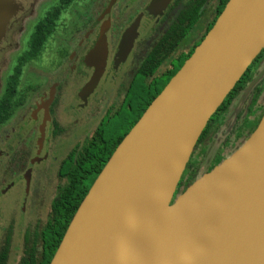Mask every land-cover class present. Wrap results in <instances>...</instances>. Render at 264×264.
<instances>
[{
    "label": "water",
    "instance_id": "obj_1",
    "mask_svg": "<svg viewBox=\"0 0 264 264\" xmlns=\"http://www.w3.org/2000/svg\"><path fill=\"white\" fill-rule=\"evenodd\" d=\"M17 7L0 0V40ZM136 33L133 25L125 34L124 57ZM100 47L87 58L95 70L82 94L105 70ZM263 49L264 0H228L117 145L49 264H264V112L240 146L176 195L210 119ZM40 134L39 149L44 125Z\"/></svg>",
    "mask_w": 264,
    "mask_h": 264
},
{
    "label": "flooded vegetation",
    "instance_id": "obj_2",
    "mask_svg": "<svg viewBox=\"0 0 264 264\" xmlns=\"http://www.w3.org/2000/svg\"><path fill=\"white\" fill-rule=\"evenodd\" d=\"M14 1L18 5L17 11L9 21L5 36L0 40V52H5L6 55L13 54V57L19 56L18 61L15 58L11 60L12 65L15 66V72L19 68V76L23 67L32 71L31 74L34 76L28 77L30 83L28 85L26 83L27 93H22L23 96L20 99H17V93L14 100L15 109L6 120H10L15 115L18 120V116L21 115L17 130L13 128L11 132L20 138L19 142L17 146L10 147L5 152L7 156L2 167L8 174L3 179L4 184H0V199L4 198L2 207L7 211L18 203V213L23 215L27 209L32 210L36 206L33 175L36 172L38 174L37 166L41 163L43 165L47 159L46 151H44L46 144L49 148L55 149L52 141L56 136L73 133L78 138V131L85 134L81 144L76 143L60 163L57 188L59 190L60 187L69 183L68 173L61 175L64 160L74 152L73 166L77 168L84 161L81 155H86L91 146H100L96 140L102 138L101 122L95 129L89 127L90 120L93 118L94 104L98 106L106 98L108 90L114 86L112 103L107 101L108 109L102 114L110 115L117 104L125 103L128 92L133 91L140 77L148 85L157 73L173 68V60L176 61L190 51L194 43L204 35L206 28L215 23L228 0ZM133 25H136L137 33L130 50L124 52L126 55L124 57L120 44ZM167 35L168 40H165ZM176 37L179 42L172 49L171 44ZM96 41H100V49L106 56L105 70L93 92L82 94V89L92 78L95 70L88 63L87 58ZM169 49L170 52L167 54ZM154 52L158 56L167 54L168 58L158 65L156 58L151 57ZM43 56L50 60L52 68L40 66L37 63ZM99 56L102 57V54ZM3 59L6 64L7 57L4 56ZM261 70L262 68L258 71ZM12 76L7 78L11 79ZM4 90L0 100L4 96ZM232 109L234 112V107ZM61 115L71 119L69 126L61 124L59 119ZM41 125L45 127V140L39 149L37 140L41 135ZM29 140L34 142L27 147ZM214 157L209 161L210 164L204 172L212 168L213 159L216 158ZM32 160H35V163L31 170L30 182H27L25 173ZM189 163L176 195L185 190L187 180L192 176L190 172L186 177L184 176ZM17 190L20 194L17 195L13 204L7 206L8 196ZM52 204L45 224L53 214ZM44 226L35 225L33 229H27L25 236L28 231L33 235L41 234ZM8 238L10 251V227L0 247V253L4 250ZM37 248L39 251L43 249L41 241L38 242ZM8 256L5 262L0 260V264H7Z\"/></svg>",
    "mask_w": 264,
    "mask_h": 264
},
{
    "label": "rangeland",
    "instance_id": "obj_3",
    "mask_svg": "<svg viewBox=\"0 0 264 264\" xmlns=\"http://www.w3.org/2000/svg\"><path fill=\"white\" fill-rule=\"evenodd\" d=\"M4 56L7 57L6 64L4 63ZM13 58H15L17 61L19 60V56L13 57V54L6 55L5 52H0V96L4 88L11 81V79L7 77L16 73L14 70L15 66H13L11 63V60ZM49 61V59L44 58L43 56L37 61V63L40 66L50 67ZM263 63V60H261L258 64L255 65V72L253 73V77L249 81V84L245 87V89L242 90L243 92L241 91L242 93L240 92L239 95H237V97L235 98L236 100L234 99L235 103L233 101L232 105V107H234V112H232L233 109L231 107V112L229 115L227 114V112L222 115V120H224L225 118H227V120L222 127H219L221 129L218 130L217 133H214V128L218 126V122L220 123V120L218 119H221V117L218 118L215 115L212 117L213 121L211 124L212 127L210 130V134L206 135V137L203 138L200 143H198L192 159L196 162H200L197 165L199 175L202 174L204 170H206V167L210 164L209 161L214 156L216 158H224L225 156L229 155L232 150L240 146L242 142L247 138L248 134L243 135L240 140L235 141L233 145L235 147H233L230 145V142L227 141V134L232 131L238 117L240 118V116H246V113L248 112V103H246V101L248 97H250L248 94L252 93V88L258 83L259 80H261V78L264 77ZM252 67L253 65L251 66V69ZM261 68L262 70L258 71ZM252 70H254V67ZM31 72L32 71H30L27 67H23L18 79L17 99H20L23 96L22 93H27L26 83L27 85L30 83L28 77L34 76L33 74H31ZM113 88L108 90L106 98H104L98 106L97 104H94V109L92 110L93 118L92 120H90L91 123L89 126L91 127V129H95L97 124L101 122V134L103 140L105 141V144H111L112 141L117 139L118 137L125 136L132 128V121L137 119V116L135 115L136 106L138 105V103H140V96L142 92L146 90L147 85L144 83L143 78L140 77L137 85H134L133 91L127 95L126 102L122 105L121 103L117 104L110 115H102L108 109L109 104H107V101L109 100V103H112L111 96L113 94ZM129 105L132 106L133 110L129 109ZM84 114L87 113L84 112ZM18 117L19 119L16 120L17 118L15 115L10 120L0 125V184H4L3 179L6 177V174H8L2 167L3 163H5L6 161L5 157L7 155H5V152L8 151L10 147L17 146L20 139L11 133L13 131V128L17 130V125L21 122V115H19ZM59 119L63 126H69L71 124L69 123V120L71 119L65 117L64 115H61ZM77 133H79L78 138L77 136L73 135V133H64L62 135L56 136L52 141L55 144V149L49 148L48 144H46L44 151H46L47 159L45 163H43V165L41 163L37 166L39 167L37 170L39 171L38 174L36 172L33 175V183L35 184L36 188L35 208H33L32 210L27 209L25 214L20 215L18 213V203L10 211H7L2 207V205H4L2 203L4 198L0 199V247L4 243L9 227L11 230L10 251L7 264L19 263V260L23 253V248L25 247L24 236L26 230L33 229L35 225H38L40 227H42V225L44 226L45 222L49 218L51 204L58 191V172L60 163L76 143L81 144V142L84 140L85 134L81 131H78ZM33 142L34 140H29L27 147H29V144L31 146ZM212 164L214 165V159ZM88 184H91V181ZM19 194L20 193L18 190L11 193L6 200V205L10 206L9 204H13L17 198V195Z\"/></svg>",
    "mask_w": 264,
    "mask_h": 264
},
{
    "label": "trees",
    "instance_id": "obj_4",
    "mask_svg": "<svg viewBox=\"0 0 264 264\" xmlns=\"http://www.w3.org/2000/svg\"><path fill=\"white\" fill-rule=\"evenodd\" d=\"M215 22V21H214ZM210 25L206 28V32L202 37L196 41L190 51L182 55L180 58L173 60V68H170L168 71L163 73H157L153 78L152 82L147 85L146 90H144L140 96V103L136 106L135 115L137 119L142 116L146 108L149 104L153 101V99L162 91L163 87L169 82L172 76L180 69L183 65L185 60L193 53L195 47L203 40L207 32L213 26ZM165 40H168V35L165 37ZM179 39L176 37L175 41L171 44V48L173 49ZM170 52V49L167 51V54ZM161 55L158 56L156 52L152 53L151 57L156 58L158 65L162 63V61L166 60L168 56ZM261 60H264V49L262 52L257 56V58L252 63L253 67L251 66L248 68L246 73L242 76V78L237 82L235 88L230 92V94L226 97L222 105L219 107L218 111L214 114L218 118L221 117L220 123L218 122V126L214 128V133H217L224 124L227 118L222 120V115L227 112L229 115L231 112V107L233 105V101L235 103V98L239 93L245 89L248 85L249 81L253 77V73L255 72V65L258 64ZM155 69V68H154ZM153 69V70H154ZM18 73L19 68L15 75L11 77V81L5 88L4 96L0 100V125L4 123L12 114L13 110L15 109L16 102L14 101L16 95L18 93ZM128 92V94H130ZM127 94V95H128ZM246 103H248V109L246 116L238 117L235 126L233 127L232 131L227 134V141L230 142V145L233 146L235 141L240 140L243 135L250 134L254 131L257 127L263 112H264V77L258 81V83L252 88V93L248 94ZM235 99V100H234ZM245 99V98H244ZM126 102V101H125ZM129 109L133 110L132 106L130 105ZM9 112H8V111ZM213 115V116H214ZM212 116V117H213ZM137 119L132 121L131 127L137 122ZM213 119L211 118L207 127L205 128L204 132L202 133V137L199 139L198 143H200L206 135L210 134L211 124ZM124 136H120L117 139L113 140L112 143H106L101 139H97L96 141L99 142V147L91 146L86 155H81L82 159L84 160L77 168L73 166V159H74V152L68 156L62 166L61 175L68 173L69 183L65 186L59 188L58 193L53 200V214L48 220L47 224L41 229V234L35 233L33 235L30 231L26 233L25 239V247L23 250V255L19 264H49L54 253L56 252L63 235L74 216L78 206L80 205L81 201L87 194L88 190L91 187L92 182L97 178L105 164L107 163L108 159L116 149L117 145L121 142ZM235 147V146H233ZM235 150V149H234ZM232 150L230 154L234 151ZM229 154V155H230ZM228 156V155H227ZM225 156V157H227ZM224 157V158H225ZM222 157H218L214 160V165L218 164L222 159ZM193 159V158H192ZM189 163L188 170H186V174L192 175L190 179L187 180V186L190 185L198 176V163L195 160H192ZM22 162V160H21ZM212 164V167L214 166ZM201 175V174H200ZM91 181V184H88ZM181 184V183H180ZM179 184V185H180ZM179 188V186H178ZM178 190V189H177ZM41 241L43 249L41 251L38 250L37 244ZM9 238L7 240L6 246L3 251L0 253V260L5 262L8 251H9ZM40 253V255H39ZM40 257H39V256Z\"/></svg>",
    "mask_w": 264,
    "mask_h": 264
}]
</instances>
